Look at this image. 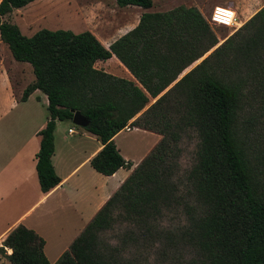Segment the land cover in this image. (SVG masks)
Returning <instances> with one entry per match:
<instances>
[{
    "label": "trees",
    "instance_id": "obj_1",
    "mask_svg": "<svg viewBox=\"0 0 264 264\" xmlns=\"http://www.w3.org/2000/svg\"><path fill=\"white\" fill-rule=\"evenodd\" d=\"M35 0H0V38L14 58L32 65L35 80L21 97L39 89L49 117L39 131L37 172L47 193L62 179L52 157L58 121L82 112L103 148L91 165L104 175L131 169L114 137L130 126L161 135L84 230L54 264H143L131 249L182 242L197 251V264H264V163L254 157L246 109L264 110V6L222 44L196 6L145 11L139 23L109 48L90 30L42 28L32 36L8 19ZM150 9L154 0H116ZM212 51V52H211ZM211 52V53H210ZM199 64L180 78L196 61ZM115 55L132 79L96 67ZM192 129L199 145L188 174L191 204L176 179L181 141ZM183 205L187 221L176 233L162 229L166 210ZM119 229L116 244L103 235ZM45 239L19 224L0 250L13 264H52Z\"/></svg>",
    "mask_w": 264,
    "mask_h": 264
},
{
    "label": "crops",
    "instance_id": "obj_2",
    "mask_svg": "<svg viewBox=\"0 0 264 264\" xmlns=\"http://www.w3.org/2000/svg\"><path fill=\"white\" fill-rule=\"evenodd\" d=\"M184 2L186 6H196L203 14L212 12L216 5L230 3L241 20L240 25L264 6V0ZM114 41L102 43L109 48ZM96 67L117 76L134 78L115 55L106 61H98ZM29 68L28 62L14 58L0 38V208H3L0 211V247L15 227L24 224L45 239V253L54 264L153 148L133 161L118 147L134 166L120 168L113 175H104L91 165V159L103 148L100 139L77 125L66 129L63 124L70 122L74 125L72 121H58L52 161L62 181L44 193L37 172V153L41 147L38 133L48 121L49 99L37 89L26 101L21 100L25 88L36 78ZM70 129L74 131L70 132ZM126 129L114 137L115 142ZM129 130L149 131L138 127ZM159 137L161 139V135ZM24 201L29 206L26 210H19L17 207ZM11 253L12 249L8 247L0 250V264H13L8 258Z\"/></svg>",
    "mask_w": 264,
    "mask_h": 264
},
{
    "label": "rangeland",
    "instance_id": "obj_3",
    "mask_svg": "<svg viewBox=\"0 0 264 264\" xmlns=\"http://www.w3.org/2000/svg\"><path fill=\"white\" fill-rule=\"evenodd\" d=\"M179 5H185L184 0H154V6L150 9H143L139 6L121 7L116 0H35L25 6V8L15 10V13L8 16V19L12 20L11 22L13 23L17 22L26 36H32L42 28L50 30L70 29L75 33L90 30L106 44L133 29L143 12L167 11ZM226 5H230V3H226ZM251 13L252 10L249 14ZM204 15L209 21L211 12L205 11ZM238 22H241L240 18H238ZM243 24L227 27L210 22L219 37L220 44ZM6 45L8 46V44ZM208 55L209 53L204 57ZM202 59L187 68L180 75V78L194 68ZM29 65V69L33 73L32 65L30 63ZM47 115H49L48 109ZM244 116L247 117L249 124L252 123L250 135L254 148V157H258V160L264 163V110L256 106V108L246 109ZM63 125L66 129L69 126L75 127V124L73 125L70 122H65ZM129 129H126L118 136L116 144L124 154L130 156L129 159L137 161L143 152H149L157 144L160 135L151 131L147 133V131L137 132ZM198 145L199 138L197 133L192 129L188 130L181 141L182 152L176 171V179L180 188L179 194L191 204H195V199L190 191L188 174L196 163ZM28 206L27 201H24L17 208L26 210ZM2 209L0 208V211ZM186 221L187 214L184 206L175 204L173 208L171 207L164 212L160 224L165 231L176 233L179 228L185 225ZM121 233L122 231L119 229L108 231L103 235V238L107 242L116 244L119 241L118 239H120L119 235ZM131 252V255H136V257L143 260V264H197L198 261L195 249L182 242L171 247L167 244L165 238L163 242L146 243L143 246L131 249Z\"/></svg>",
    "mask_w": 264,
    "mask_h": 264
},
{
    "label": "built area",
    "instance_id": "obj_4",
    "mask_svg": "<svg viewBox=\"0 0 264 264\" xmlns=\"http://www.w3.org/2000/svg\"><path fill=\"white\" fill-rule=\"evenodd\" d=\"M211 23L217 25H223L227 27L239 26L238 16L236 10L229 5H216L210 15ZM129 129L128 127H126ZM74 129H70V132H73Z\"/></svg>",
    "mask_w": 264,
    "mask_h": 264
},
{
    "label": "water",
    "instance_id": "obj_5",
    "mask_svg": "<svg viewBox=\"0 0 264 264\" xmlns=\"http://www.w3.org/2000/svg\"><path fill=\"white\" fill-rule=\"evenodd\" d=\"M205 58V57H204ZM203 58V59H204ZM202 59V60H203ZM201 60V61H202ZM200 61V62H201ZM199 62V63H200ZM198 63V64H199ZM189 72V71H188ZM186 74V73H185ZM184 74V75H185ZM183 75V76H184ZM72 122L75 124V125H77V126H80V127H83V128H85V127H88L89 126V124H90V120L82 113V112H80V111H76L75 112V114H74V116H73V119H72ZM130 126H128V128H129Z\"/></svg>",
    "mask_w": 264,
    "mask_h": 264
}]
</instances>
